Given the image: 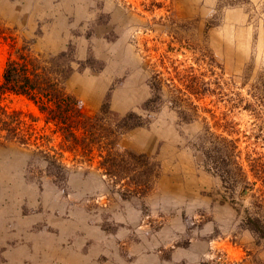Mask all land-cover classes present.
Segmentation results:
<instances>
[{
    "label": "rangeland",
    "instance_id": "374dc122",
    "mask_svg": "<svg viewBox=\"0 0 264 264\" xmlns=\"http://www.w3.org/2000/svg\"><path fill=\"white\" fill-rule=\"evenodd\" d=\"M250 2L259 20L216 0H0V78L13 44L35 54L71 51L79 65L68 89L85 115L104 107L135 115L141 126L123 134L121 150L144 156L151 170L137 176L130 163L108 176L104 151L67 150L30 102L0 97L37 119L66 167L57 186L42 162L28 169L30 152L0 147V264H201L215 251L238 264L244 249L264 262V243L255 246L219 204L221 183L195 147L209 128L236 142L245 167L252 151L264 159L263 127L246 105L260 108L242 86L264 73V0ZM158 72L190 99L198 120L181 123L167 105L149 104Z\"/></svg>",
    "mask_w": 264,
    "mask_h": 264
},
{
    "label": "trees",
    "instance_id": "16d2710c",
    "mask_svg": "<svg viewBox=\"0 0 264 264\" xmlns=\"http://www.w3.org/2000/svg\"><path fill=\"white\" fill-rule=\"evenodd\" d=\"M216 1L218 7H243L250 18L257 14V7L250 0ZM255 19L259 20L258 17ZM12 50L1 73L0 97L16 95L30 102L44 122L54 127L67 150H80L85 155L96 149L101 153L100 157L104 151L100 168L108 176H116L117 166L124 170L130 163L134 165L130 171L137 176L149 174L151 170H147V162L141 161L144 156L130 155L121 150L123 134L141 126V122L133 119L135 115L119 116L108 107L101 108L93 116L85 115L80 100L68 89L72 76L78 72L75 66L79 65L71 51L35 54L27 46L14 44ZM160 75V72L154 73L149 80V104L153 108L167 105L177 112L181 123L198 120L190 99ZM247 80L246 77L242 86L248 88V95L257 100L260 110L256 111L257 108L251 104H247L246 109L259 119L264 131V73L259 74L254 83L248 84ZM36 122L35 117L21 111H10L0 103V147L14 145L30 152L28 169L30 162H42L52 183L62 187L66 181L63 154L50 146L49 137L40 134ZM209 130L205 128L196 137L195 147L203 156L201 167L219 179L222 192L219 204L231 208L240 232L250 234L253 244L259 246L264 243V159L252 151L246 157L245 167L236 142ZM107 161L108 167L105 165ZM142 186L144 184L136 185L132 192L138 193ZM244 252L245 256L238 264H264L255 252L247 249ZM213 255L212 261L201 264H231L226 261L225 254L215 251Z\"/></svg>",
    "mask_w": 264,
    "mask_h": 264
}]
</instances>
